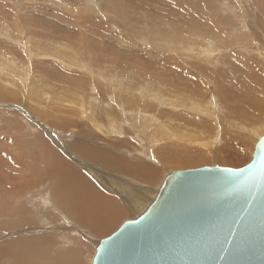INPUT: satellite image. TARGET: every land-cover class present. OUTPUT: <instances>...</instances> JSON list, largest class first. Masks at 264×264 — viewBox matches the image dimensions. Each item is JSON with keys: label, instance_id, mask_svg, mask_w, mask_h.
Returning a JSON list of instances; mask_svg holds the SVG:
<instances>
[{"label": "rangeland", "instance_id": "374dc122", "mask_svg": "<svg viewBox=\"0 0 264 264\" xmlns=\"http://www.w3.org/2000/svg\"><path fill=\"white\" fill-rule=\"evenodd\" d=\"M161 13L164 21L158 19ZM173 22L176 23L171 28ZM245 38L248 40L243 44ZM244 46L258 51L261 56L252 57ZM202 47L206 56L197 58ZM35 53L39 56L35 57ZM0 61L6 74L0 71V247L10 248L0 249V264H92L97 244L118 230L124 221L140 213L114 215L113 227L97 236L84 227L79 229L76 219L65 214L66 207L61 201L57 204L56 194L49 192L51 187L57 186L53 184L52 173L55 175L59 164L43 159V145L56 149L66 161L78 163L84 176L90 175L93 196L105 192L97 190L92 174L100 178L110 176L107 179L112 183L130 189L145 184L141 181L145 178L136 173L134 178L128 175L132 183L123 182L124 175L120 171L110 170L116 173L111 176L68 152L70 143L86 139L82 129L92 127L94 122L88 116L75 115L83 97L91 101L87 105H97L98 115L105 120L100 123L102 127L111 124L101 113L107 106L110 115H119L122 125L125 124L122 110L129 114L130 126L123 125L126 131L123 128L122 134L119 132L115 137L118 145L116 149L112 146L114 153L127 160L132 171L160 169L161 176L155 185L157 191L172 171L214 166L244 168L253 158L258 139L264 135V94L261 97L258 90H252L254 87H249L250 82L244 78H249L248 74L256 71L257 66L264 76V0H0ZM244 62L255 65L243 73L232 66ZM83 65L89 67V72L82 70ZM99 73L107 76L96 85ZM53 74L65 83L54 81ZM163 77L171 81L168 86L162 82ZM120 79L124 81L123 89L132 91L140 100L142 97L136 89L155 87L167 98L180 95L189 99L186 103L190 109H166L165 119L158 118L157 123L143 128L145 132L136 133L137 125L131 126V114L140 108L137 105L132 108L125 100L122 110L117 108V111L112 86L106 84V80L118 82ZM176 82L182 83L179 90L172 87ZM30 84L41 86V96L40 90H36L38 86L31 91ZM259 84L264 86L262 79ZM55 86L68 89L69 93L60 89L56 96V89H51ZM99 92L110 93L113 100L100 101ZM146 102V99L141 101L142 109ZM38 106L39 110L40 107L46 109L45 112L37 111ZM219 109L225 115L221 122ZM144 111L159 116L158 112ZM230 120L235 127L249 126L247 132L255 126L254 134L232 128ZM159 124L164 128L160 127L157 135L148 131ZM170 128L178 134L192 135L191 143L172 137ZM164 132L170 135L164 138ZM90 141L102 143L96 139ZM103 144L111 146L106 141ZM184 144L190 147L191 155L202 156L201 160L165 164L168 156L165 154L173 151L172 148L181 150L178 145ZM194 145L196 147H192ZM60 165L66 167L63 161ZM33 174L40 177L42 185L31 186L33 179H29ZM58 176L61 180L68 179L67 173ZM27 182L30 187L24 189ZM62 200L69 210L86 211L81 206L87 204H73L67 197ZM7 222L18 227L6 230L3 225ZM76 242L81 245L76 246Z\"/></svg>", "mask_w": 264, "mask_h": 264}, {"label": "water", "instance_id": "95a60500", "mask_svg": "<svg viewBox=\"0 0 264 264\" xmlns=\"http://www.w3.org/2000/svg\"><path fill=\"white\" fill-rule=\"evenodd\" d=\"M241 169L172 171L92 264H264V135Z\"/></svg>", "mask_w": 264, "mask_h": 264}, {"label": "bare ground", "instance_id": "6f19581e", "mask_svg": "<svg viewBox=\"0 0 264 264\" xmlns=\"http://www.w3.org/2000/svg\"><path fill=\"white\" fill-rule=\"evenodd\" d=\"M161 4H162V1H161ZM161 4H159V5H161ZM159 13L160 12H158L157 15H159ZM159 18L162 21H164V15L162 13H161V17L158 16V19ZM241 22H242V19L240 18L238 23L240 24ZM175 23L176 22H173L172 23L171 28L172 27L174 28L173 25H175ZM246 31H245V33L247 34L248 32H246ZM237 32H238V30L236 31V33ZM243 37H247V36H243ZM255 39L257 41V38H255ZM245 40H248V38H245V39L242 40V43L243 44L246 43ZM249 42H251V41H249ZM253 43H256V42H253ZM191 48H193V47H191ZM245 48L246 49H244V50H247L249 54H253L252 57L261 56L258 53V51H256V50L251 51L250 49H248V47H245ZM35 55H36L35 57H38L39 56L38 53H35ZM199 55L206 56V54H204V48L203 47L200 50V52H197L196 57L198 58ZM247 62H244V64H237V65H232V66H235V68H237L238 70L242 71V73H243V71H248L249 72L254 67L255 63H253V62L252 63H247ZM83 66H85V65H83ZM83 66L81 67L82 70L87 69L86 71L89 72V67L85 66L83 68ZM73 67L76 68V66H71V68H73ZM10 68H6V69L7 70H10ZM14 68H15V66H14ZM20 68H21V66H20ZM3 69H4V65L1 67V61H0V71H2L3 75L5 76L6 74L4 73ZM18 70L19 71H21V70L23 71V69H21V70L18 69ZM10 72H12V71L10 70ZM244 73H247V72H244ZM99 74L100 75L95 78V82H96L95 84L96 85L99 84V83H101L102 81H104L106 79V76H107L106 73H99ZM61 75L62 74H60L59 76H61ZM23 76H25V75H23ZM55 76L56 75H54V74L51 75V77H53L54 81L60 82V83H65V80H61V81L60 80H57ZM248 76H249V78L246 77V76L244 78L247 81V83L250 82L249 87L251 85L252 87H254V89L251 88L252 90H258L260 96H261V94H264V86L261 85V84H259V80H261V79L264 82V76H262L260 74V70L258 69V66L256 68V71L251 72L250 74H248ZM61 77L63 78L64 75H62ZM14 79L17 80L16 78H14ZM18 79H19L18 81H20L22 83V85L25 84V83H23V81L20 80L21 78H18ZM86 81H87V79H86ZM90 81L92 82V80H90ZM244 81H243V83H244ZM162 82H164V84L168 86V83L171 82V81L168 78H164L163 77L162 78ZM85 84H86V82H85ZM106 84L108 86H112V92L115 94V99L113 101L114 103H116L115 109L119 108V109L122 110V107H123V104H124L125 100H127L131 104L132 108H134L135 105H137L140 108V109H137L138 110L137 112H135L134 114H131V126L137 125V127H136V131L137 132L136 133L145 132V130L143 131V128L144 127H147V125L150 126V125H152L155 122L157 123L158 118L165 119L166 116H165V112L164 111L166 109H173V108H178V107H185L187 110L190 109V107H187V103H186L187 101H189V99H183L182 96H180L178 94H177L178 96H176V97L173 96V97L167 98L164 95L163 92L162 93H158V89H155V87H152V88L151 87H144V88L136 89L137 91H139L140 97H142V100H140V99H138V98L135 97V95L133 94L132 91H129L128 90V92H127L125 89H123V85H124L123 79L122 80L120 79L118 82H116L114 80H111V81H107L106 80ZM181 84H182L181 82H176V84L172 85V87L173 88H177V90H179L178 88H179V86ZM218 84H219V79H218L217 85ZM30 85H31V87H30L31 88V91H32V89H33L34 86H36V87L38 86V89H36V90H40V96H41V86L39 84L38 85L30 84ZM246 85L248 87V84H246ZM48 87H49V90H50V85L49 84H48ZM247 87H246V89H247ZM51 89L52 90L56 89V96H59L58 94H60V93H58V91L60 89H62V87L59 88V87H56L55 86L54 88H51ZM126 89H128V87ZM62 90H64V89H62ZM67 90L68 89H66L64 91L67 92V93H69V91H67ZM50 92H51V90H50ZM70 92H72V91H70ZM99 94H101L102 97ZM248 95H250L251 97H253V95H251V94H248ZM98 96H99V100L100 101L103 100L104 102H106V98H108V100H110V99L113 100L112 95H110V93L109 94H104L102 92H99L98 93ZM105 96H107V97H105ZM260 96H259V99H261ZM78 97H79V95H78ZM232 97H233V99H235V96H232ZM71 98H73V97H71ZM145 99L148 100V102H146V105H144L143 106V109H142L141 101L143 102ZM81 100L79 102L77 101L78 103L81 102L80 103V108H78L79 109V112H77L76 114L75 113H72V114H75V115L82 114L84 116H88L91 119H93L94 122H92V127H94V129L92 127H86L85 126L82 129V134L86 137V139L85 140H82L81 139V140H77V141H75L73 143H70L68 145V152H70L71 154H75V155L79 156L80 158L84 159L86 162H89V164H91V166H93L95 168H98V169H101V170L104 169L105 170L104 172L110 173L109 175H111V176L116 175V173L113 172V171H115V170L120 171L124 175V176H122V177H124L122 179L123 182L132 183L133 179L130 180V178H128V175H131L134 178V173H136V174L140 175L141 177H144L145 178V179L141 180V181H143L145 183L144 185H146V183L150 184L148 186H144L141 183V185L139 187L136 185L134 187L132 186V189H130L126 185L112 183L111 181H109L107 179L110 176L109 177H106V178H100V177H98V175L96 177V176H94L92 174V177L95 180L93 178H91V179H93L94 180L93 182L98 186L97 190L98 191L105 192V193H96L95 196H93L91 194V192H90L91 186H92V181L89 178L90 175L87 174L89 176H87V175L84 176V173L82 172V169H80V166L78 165V163L75 162L74 164H72L70 161H68V160L66 161L65 158L60 157V154L56 151V149H54V148L50 149L47 145H43V152H44V158L43 159H46L48 162L54 160L53 161V164H54V162H56V163L59 164V167H57V169H56L55 175H54V173H52L53 184L54 185H57V186H56V188L55 187H51L49 189V192L52 193L53 195L56 194V198H57L56 199V202L57 201H61L62 206L64 205L66 207L65 214L67 216H69L72 220L73 219H76V221L78 222V226H79L78 228L79 229H82L80 227H84L86 230L92 231L94 233V235L96 234L97 236H101L102 234H105L107 231L110 230L109 228L113 225L112 218L114 217V215H120V216H116V217H121V216L123 217V216H126L125 213H127L129 215L132 213L131 215H133V214H137L139 211L141 213L145 209L147 210V208L149 207V205L154 201L155 196L158 194L157 193L158 192L157 189H155V185H156V182L158 181L159 177L161 176V173H160L161 170L160 169L158 170L156 168L154 169L155 171L153 169H149L148 170L146 168V166H148V165H146L144 168H146L147 171H145V172L143 171V172L139 173L136 170L132 171V170H130L129 165H127V163H126L128 161L127 160L124 161L121 157L118 156V154L116 152L115 153L117 155L114 153L113 147L115 148V146L118 145V143H116V141H115V137L117 136V134L119 132L120 133L123 132V128H124L123 125L124 126H126V125H129L130 126L129 114L125 110H122V111H124L123 112L124 113L123 116H124V119H125V120H123V121H125V124L122 125V124L119 123V120H120L119 117H118L119 115H116L117 113L116 114L111 113V115H110L109 110H107V108H108V106H107L104 111H101V113H102V116L103 117L105 116V117L108 118V120H109V122L111 124L109 123L110 126L102 127L100 125V123L101 122H104L105 120H104V118H102L101 116L98 115L97 105H95V104L92 105V106L91 105H87V103H89L91 101H89L86 97H83V100L82 101ZM250 100H251V98H250ZM263 101H264V99L262 100V102ZM198 102H200V101H198ZM39 106H38V110L37 111H40L41 110L42 112H45L46 109L45 110H42L41 107H40V110H39ZM78 107H79V105H78ZM71 108H73V107H71ZM73 109H75V107ZM109 109H111V108H109ZM144 109L145 110H149V111H153V112H158L159 113V116L156 117V116H154V115H152L150 113H147V112L144 111ZM133 110H135V109H133ZM193 110H196L197 111V108L194 107ZM117 111H118V109H117ZM162 111H163V113H162ZM202 113L204 114V111H202ZM245 113L247 114V112H245ZM40 114H41V112H40ZM218 114H219V117H220L219 122H221L222 118L225 117V115L221 113V109H219ZM110 116H114V117L113 118H110ZM71 117H73V116L71 115ZM230 121L231 122H229V123H230V126L232 128H238V129H241V131L243 130L244 132H247L248 127L252 124L250 122V120L248 119L247 121L250 123L249 126L245 127V124H244V125H242L239 128L238 126L235 127V125H233V122L234 121H232V120H230ZM121 122H122V120H121ZM126 127H128V126H126ZM160 127L164 128V125L163 124H159L158 127L156 125H153L150 129H148V131L157 135L158 132L161 131ZM124 130H125V128H124ZM254 130H255V126H252L251 130L248 131L247 134L253 135L254 134ZM164 131H166V130H164ZM170 131H171V136L172 137H174V136L177 137V139L179 141H182L183 143H187V144H190L191 143L192 140H190V139H191L192 135H184L183 133L182 134H178L177 132L174 131V128H170ZM164 133H165V135L163 136L164 138H167V136L170 135V134H168L166 132H164ZM104 134H107V136H104ZM121 137H122V135H121ZM91 139L101 140L102 143L101 144H99V143L98 144H94V143H92L90 141ZM103 141L108 142V144H110L111 146L104 145L103 144ZM211 141H212V139H211ZM40 144H42V142H40ZM187 144H184L183 146L178 145L180 148H182L181 149L182 151L179 150L178 148H172V149H170V150H173V149L174 150L173 151H170V152L168 151V153L165 154L166 156L167 155L168 156L165 158L164 163L167 164V165L170 164V163H176V162L177 163L178 162H181V163H193V162H197V161L201 160L202 156H199V155H195V156L194 155H191L192 151H190V147H188ZM208 145H209V143H208ZM173 146H175V145H173ZM192 147H196V145H194ZM34 149L35 148H33V150ZM153 150H154V148H153ZM200 155H201V153H200ZM69 158H72V156L69 157ZM62 161L65 162V165H66L65 168H63L60 165V163ZM46 165H47V163H46ZM110 170H113V171L111 172ZM61 173H67L68 179L61 180V178H62L61 176L62 175L56 177L57 175H59ZM168 175H166V176H168ZM126 178H128L129 180H127ZM32 179H33V183L31 184V186L34 183H35V185H42L41 179H40V177L37 174H33L32 177L29 180L32 181ZM164 179H163V181H164ZM163 181L161 182V184L163 183ZM23 182H24V180H22V183ZM25 184H24L25 185V188L24 189H28L30 187V183L27 182ZM137 184L139 185V182ZM101 189H104V190H101ZM60 191H61V193L63 191V193L61 194ZM64 197H67L70 200L69 202H72L73 204H78V203L87 204V205L81 206V208H84L86 211L81 212V211H78V210L73 209V208H71L69 210L68 209L69 208L68 207V204H64L65 202L62 200ZM57 204L60 205L58 202H57ZM12 211H17V209H13ZM56 212H58V211H56ZM67 216H66V218H67ZM3 226H4V228L6 230H8V229L10 230L12 228L18 227V225L11 224V222H7V224L6 225H3ZM75 227H77V226H75ZM78 228H77V230H79ZM74 229H76V228H74ZM90 234H91V232H90ZM37 240H39V239L37 238ZM41 241H43V240H41ZM25 243L27 245V242H25ZM77 243H79V242H76L75 243L76 246L78 245ZM80 245H79V247H82ZM36 246H38V245H35L34 247H36ZM24 248L25 247H23V249ZM0 249H4L5 250V249H10V248L0 247ZM22 258L23 257H21L20 259L22 260ZM16 259H17V257H16ZM92 262H93V260H92ZM69 263H70V261H69ZM77 264H79V263H77Z\"/></svg>", "mask_w": 264, "mask_h": 264}]
</instances>
